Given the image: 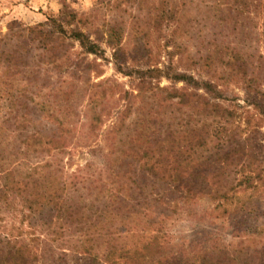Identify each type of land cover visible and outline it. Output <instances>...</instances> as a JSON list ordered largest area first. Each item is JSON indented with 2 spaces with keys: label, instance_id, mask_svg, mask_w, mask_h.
<instances>
[{
  "label": "rangeland",
  "instance_id": "rangeland-1",
  "mask_svg": "<svg viewBox=\"0 0 264 264\" xmlns=\"http://www.w3.org/2000/svg\"><path fill=\"white\" fill-rule=\"evenodd\" d=\"M64 11L88 18L90 28L84 27L88 32L103 36L110 25L116 27L122 34V51L116 59L114 50L103 44V56L75 55L63 71L45 67L37 82L41 93L34 100L14 91L31 107L23 124L8 114L0 69V167L26 174L44 166V172L51 173L47 177L67 185L64 195L69 204L84 207L87 214L94 203L87 188L93 179L108 181V167L115 162L112 170H131L129 193L152 194L163 175L157 167L163 163L153 173L150 166L153 158L163 159V152L155 149L151 154L153 147L148 146L146 166L122 152L129 146L142 152L155 138L161 146L172 145L166 141L170 124L178 131L175 137L197 127L210 131L211 147L222 143L234 147L237 139L248 153L264 157V0H0V49L11 32L47 23ZM72 50L80 51L77 44ZM178 75L212 83L215 92L178 81ZM21 80L20 74L15 77V86H22ZM176 90L178 95L189 94L184 105L163 106V97ZM179 101V96L173 98V103ZM33 132L41 133L45 141L60 139L63 147L21 154L25 149L21 137ZM147 138L149 142L144 141ZM20 147L21 151L16 149ZM77 180L79 191L69 189ZM156 190L163 193V184ZM180 196H174L173 203L178 204L173 211H164L163 204L153 209V219L160 211L167 213L158 220L161 246L153 264L158 258H169L171 264H264V232L245 230L255 223L264 229V184L236 191L228 205H219L209 195ZM138 201H131L133 208L141 207L135 206ZM242 203L247 209L241 212ZM100 204L95 202V207ZM254 204L257 212L245 217ZM108 209L116 214L114 224L110 236L95 248L96 260L71 248L79 241L77 223L65 224L61 236L56 234L60 222L56 217L25 218L28 209L15 191L0 198V237L9 234L29 247L36 257L33 264H102L110 244H122L115 238L117 232L126 230L117 217L123 210L115 203ZM136 226L141 232L145 225Z\"/></svg>",
  "mask_w": 264,
  "mask_h": 264
},
{
  "label": "trees",
  "instance_id": "trees-1",
  "mask_svg": "<svg viewBox=\"0 0 264 264\" xmlns=\"http://www.w3.org/2000/svg\"><path fill=\"white\" fill-rule=\"evenodd\" d=\"M250 1L255 2L256 0ZM256 3L258 4V1ZM89 25L91 24L88 18L74 12L64 11L59 17L49 18L47 23H41L34 27H22L5 37L7 42L3 49H0V69H4L3 77H0L4 78L6 85L4 93L7 95L5 101L7 100L8 114L16 119V123L22 121L21 124H23L28 120L26 110H31V107L27 101H21L15 97L14 91L26 99L34 100L33 96H38L41 93L37 82L39 74L45 67L54 72L57 69L63 71L70 64L72 65V61L77 55L103 56L105 53L103 44L112 48L113 55L116 59L118 58L122 51L121 32L110 25L102 36L94 31H85L84 27L90 28ZM76 44L80 51L72 50ZM75 55L76 57H74ZM19 74L23 77L21 81L24 83L17 87L14 84V78ZM176 78L178 81L193 84L196 88L203 86L209 94L215 92L212 83H201L187 75H178ZM163 91H167V89H163ZM176 96L180 97V101L173 103V98ZM188 97L187 92L178 95L176 90L175 94L170 93L167 97H163V106L169 104L181 107ZM96 117L98 119L97 113ZM172 125H168L171 128L169 129L170 137H166V141L173 142L172 145L163 143L161 146L156 138L153 142H149L150 139L147 138L144 141L149 142V145L142 152L135 150L134 146H129L122 152L124 156H132L135 160L143 162L145 166L150 161L144 160V156H148L150 152L153 154L155 149L163 152V159L153 158L150 166L153 173L156 167L163 163L162 166L157 167V169L163 170V175L159 176L151 195H145L144 191H141L138 196L129 193L131 188L127 187V183L128 180L133 179V176L130 177L129 174L131 170L123 171L117 167L112 170L113 166L117 164L115 162L108 167V181L99 177L93 179L87 188L88 196L94 197V203L86 209L87 214H85L84 207L69 204L67 195H64L68 189L67 185L61 182L56 183L55 179L47 177V174L49 176L51 173L44 172V166L41 167L40 172L36 168L26 174H21L16 168L0 167L2 179L5 180V183L0 185V198L8 197L15 191L18 196L23 197L24 205L28 209V215H24L25 218L36 216V214L40 218L51 220L56 217L60 220L56 234L61 236L64 234L65 224L67 225L69 221L77 223L76 230L79 233L77 234L79 241L71 248L80 253L90 254L95 260L98 258V255L94 254L95 248L99 246L101 239L108 238L112 231L110 224H114L113 220L116 214L108 207L109 204L115 203L121 211L123 210L117 217L122 221L121 227L126 230L117 232L118 236L115 238L121 239L122 244L119 247V245L111 243L102 264H148V262L153 264L154 256L158 255L161 246L159 229H156L160 223L158 220L161 216L163 218L167 216L164 211L175 210V206L178 204L177 202L173 203L175 195L179 194L180 198L184 197L185 199H194L198 195H209L212 199L218 200L219 205H228L235 198L236 191L256 190L260 184H264V157L258 158L248 153L246 147L240 144L237 139H234L236 142L234 147H225L222 143L214 148L209 144L212 136L210 131L203 132L197 127H193L175 137L178 131L173 130ZM20 140L21 146L23 145L25 148L21 154L26 156L35 153H50L53 148L61 149L63 147L60 139L45 141L39 132L28 134L23 139L21 137ZM148 146L153 147L152 151L149 152ZM16 149L21 151V147ZM239 151L243 152L242 156H236ZM133 163L134 161L128 163L127 166L132 168ZM233 174L238 175L233 177ZM36 176L37 178H35ZM122 179H126L125 182L123 181L124 183L121 182ZM79 182L78 180L73 182L69 189L79 191ZM160 184H163V193L156 190ZM137 187L141 188L142 184L139 182ZM137 199H139V203L135 206L141 205L139 209L133 208L131 205V201ZM95 202L101 204L95 207ZM162 204L165 205L164 211H160L158 218L154 217L156 220L153 219L155 213L153 209L159 208ZM239 206L241 212L246 211V203L239 204ZM256 212L257 208L254 204L246 212L245 217ZM80 213L82 214L79 215ZM141 214H143L142 218L139 217ZM140 222H144L145 226L143 231L138 232L136 231L137 226L134 227V225ZM245 223H243V227H245ZM245 230L247 232H264V229L256 223L246 226ZM29 251V247L18 241L17 238L12 239L9 234L0 237V264H33V259L36 257ZM154 264H171V262L169 258H158Z\"/></svg>",
  "mask_w": 264,
  "mask_h": 264
}]
</instances>
